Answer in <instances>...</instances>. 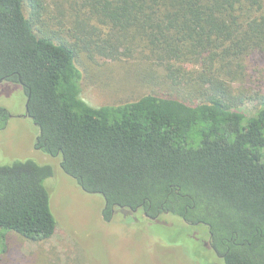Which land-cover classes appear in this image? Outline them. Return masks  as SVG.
I'll return each mask as SVG.
<instances>
[{
	"label": "trees",
	"instance_id": "trees-1",
	"mask_svg": "<svg viewBox=\"0 0 264 264\" xmlns=\"http://www.w3.org/2000/svg\"><path fill=\"white\" fill-rule=\"evenodd\" d=\"M119 69L150 91L82 97L90 71ZM0 80L23 88L35 148L102 200L105 222L119 209L203 225L225 264H264V0H0ZM54 176L0 165V264L55 234Z\"/></svg>",
	"mask_w": 264,
	"mask_h": 264
},
{
	"label": "rangeland",
	"instance_id": "rangeland-1",
	"mask_svg": "<svg viewBox=\"0 0 264 264\" xmlns=\"http://www.w3.org/2000/svg\"><path fill=\"white\" fill-rule=\"evenodd\" d=\"M90 72L91 76L83 82L82 97L95 107L130 101L150 91L122 69L114 74L104 70ZM0 107L12 115L0 131V165L35 159L55 170L48 186L57 229L52 238L41 244H19L21 248L16 255L21 258L24 255L22 264H32L33 259L51 264H225L210 248L203 225L195 227L166 216L160 217L161 220L143 219L141 224L136 222L138 214L125 216L119 209L114 211L112 221L105 222L101 215L102 200L84 192L68 178L60 168L59 158L35 148L39 130L30 118L23 117L26 108L23 88L2 82ZM20 242L12 238L10 246H18Z\"/></svg>",
	"mask_w": 264,
	"mask_h": 264
},
{
	"label": "flooded vegetation",
	"instance_id": "flooded-vegetation-1",
	"mask_svg": "<svg viewBox=\"0 0 264 264\" xmlns=\"http://www.w3.org/2000/svg\"><path fill=\"white\" fill-rule=\"evenodd\" d=\"M2 83V81L0 80V84ZM7 111V109H6ZM8 112V111H7ZM12 117V115L8 112V120ZM23 117H26V118H30V115H29V111H28V107H27V102H26V108H25V114ZM31 119V118H30Z\"/></svg>",
	"mask_w": 264,
	"mask_h": 264
}]
</instances>
